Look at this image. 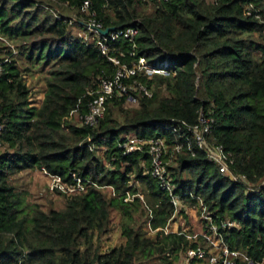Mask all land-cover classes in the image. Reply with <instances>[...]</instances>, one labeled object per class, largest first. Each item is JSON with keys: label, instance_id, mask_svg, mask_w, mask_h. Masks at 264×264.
Segmentation results:
<instances>
[{"label": "trees", "instance_id": "1", "mask_svg": "<svg viewBox=\"0 0 264 264\" xmlns=\"http://www.w3.org/2000/svg\"><path fill=\"white\" fill-rule=\"evenodd\" d=\"M85 1L0 0V37L17 50L13 55L9 48L12 57L0 77V264H136L141 256L168 261L198 250L202 235L194 241L188 231H165L177 215L169 192L149 172L148 146L127 153L120 143L128 135L165 137L172 149L174 134L161 124L176 117L193 125L201 109L215 119L209 137L224 146L231 171L251 185L223 174L192 139V149L185 146L169 165L182 198L178 214L187 218L201 199L223 244L237 252L236 264H264V0H89L105 29H138L137 57L169 55L174 71L141 77L154 94L138 105L115 90L95 127L82 117L100 94L102 78L114 77L118 65L102 53L100 38L75 36L71 17L55 5L80 13ZM109 44L113 55L122 50V61L130 62V42ZM34 70L46 79L40 106L29 100L24 79ZM103 146L105 158L98 153ZM35 168L67 184L76 183L75 173L85 184L111 185L117 196L89 183L83 193L59 192L65 207L46 211L11 182ZM126 191L144 199L125 201ZM113 211L126 241L102 252L95 236L110 231ZM203 261L197 256L190 264Z\"/></svg>", "mask_w": 264, "mask_h": 264}, {"label": "built area", "instance_id": "2", "mask_svg": "<svg viewBox=\"0 0 264 264\" xmlns=\"http://www.w3.org/2000/svg\"><path fill=\"white\" fill-rule=\"evenodd\" d=\"M254 4L251 2L246 7V13L251 14ZM54 13H57L54 11ZM76 23L82 25L85 29L89 30L97 38L101 39V50L102 53L109 55L110 59L118 65V70L112 78H102L100 94L90 103L89 112L82 117V122L91 127L98 125L100 119L104 116L107 110V98L112 97L115 90L124 97L125 102L130 105H138L141 97L151 98L154 94L153 88L148 87L141 81V77L148 79L155 78L156 76L169 77L174 74L172 68L168 66V57L164 58L147 59L146 57L136 55V36L138 35V29L134 27H128L117 32H109L107 35L103 33L104 25L101 19L96 16V12L90 7L89 0H86L82 7L79 15L75 18L70 19V24ZM3 39L2 37H0ZM10 46L13 55L17 54V50L14 45L6 39H3ZM124 40L132 44L133 49L130 51L129 56L131 57L130 62L122 61L125 56L124 51H119L118 54L113 55L116 52L109 41ZM11 55L5 57L3 61H0V77L3 71V65ZM131 79L132 81H128ZM81 119V118H80ZM215 119L210 113H205L203 109L199 111L198 121L195 124H190L187 121L172 117L168 121L161 124V129L169 133L174 134L175 140L172 149H169V144L166 142L165 137H153V138H137L128 135L125 141H121L120 146L125 149V152H131L136 149L142 148L143 145H147V153L151 160L150 174L158 179L161 187L169 192L171 202L174 206L176 216L182 208L181 195L175 193V185L173 183V177L171 175L169 165L172 161L177 158L185 146L192 149V139L196 141L199 148L203 149L208 157L215 161L219 167V170L228 175L232 180L238 182H246L251 185L244 174L239 175L231 171L230 165L233 162L231 158L225 153L224 146L220 143L212 142L209 137L212 130V125ZM2 125L0 124V130ZM43 171L48 174L52 181L48 185V189L53 192H61L67 196L77 193H83L87 190L88 184H94L104 193L109 192V198L117 196V193L111 185H97L92 181H88V184L78 177L75 173L72 176L75 180V184L65 183L59 175L50 174L47 170ZM184 193L183 195H187ZM125 201L133 200L136 195H139L141 199H144L140 194H131L129 191L125 192ZM182 195V196H183ZM200 210L207 213V219L210 220L208 224V230L214 232L219 237L221 244L223 245L224 256L229 254L237 255V252H231L228 250L226 245L223 244L221 235L218 233L217 226L213 223L211 214L207 211L204 202L199 199ZM233 221H227L226 226H233ZM166 232H169L168 226L165 228ZM201 251L194 250V254L198 255ZM215 260L214 257H212ZM225 262V260L223 259ZM251 264V263H249Z\"/></svg>", "mask_w": 264, "mask_h": 264}, {"label": "rangeland", "instance_id": "3", "mask_svg": "<svg viewBox=\"0 0 264 264\" xmlns=\"http://www.w3.org/2000/svg\"><path fill=\"white\" fill-rule=\"evenodd\" d=\"M56 8L58 10H61L65 14H67L71 18H75L79 15V11L72 7H67L66 5L59 4L55 2ZM70 31L75 35L79 37H83L86 40H91L95 38L92 33L89 32V30L82 27V25H78L76 23L71 24ZM1 39V38H0ZM0 47H2V51H0V58H5L10 56L8 53L10 46L6 43V41L1 39ZM11 49V48H10ZM17 55V54H15ZM25 59L22 57L21 62H24ZM24 79L27 82V85L30 87V98L33 105L40 106L44 100L45 97V90H46V79L42 72L34 70L33 72H28L24 75ZM128 106V105H127ZM132 106V105H130ZM99 155L103 156L105 154V147H101L99 150ZM105 158V155L103 156ZM173 162V161H172ZM171 162V163H172ZM37 169V168H35ZM39 169V168H38ZM44 172V171H43ZM45 173V172H44ZM16 175V174H15ZM49 178V182L47 185L50 184L52 181V178L48 175H46ZM15 178L12 177L11 181H14ZM33 183V181H31ZM32 184H28V182L23 180V178H20V188H27ZM25 191V190H22ZM49 191V193L59 195L57 201H52L47 204V208H57L60 209L64 206V198H66L63 194L59 192H53L49 189L45 188L43 186V192ZM28 192V193H27ZM26 192V198H30L29 201L38 203V200H40L39 197H36V194L33 196L31 195V192L27 190ZM63 196H61V195ZM109 192L106 191L105 195L108 196ZM39 204V203H38ZM192 214H188V217L186 218L183 214H177V216L171 221V225L168 226V228L175 232H178L180 229L188 231L190 239L194 241H198L199 236H203L205 240L200 241L199 249L201 251L200 254H198V257H201L204 261L198 262V264H217L220 259H224V264H236V258L237 255H227L224 256L223 252V245L221 244L220 239L218 238L217 234L214 232L209 233L210 230H208V224L210 222L209 219H207V213L205 211L200 210L198 206L193 207ZM121 218L119 214L116 211H113L111 214V224H110V231L102 234L101 236L96 235L95 241L98 244L100 250L102 252L110 251L112 248L117 247L125 243L126 238L122 233L121 229ZM145 229L148 232V235L154 236V231L150 229L149 226H146ZM198 251V250H197ZM194 254V250L189 249L187 253L181 252L178 258H175L174 256L170 257L168 261L163 260L161 258H153V259H147L144 257H140L137 260L136 264H190L191 260L194 259V257H197ZM212 257L215 258V260L212 259Z\"/></svg>", "mask_w": 264, "mask_h": 264}, {"label": "crops", "instance_id": "4", "mask_svg": "<svg viewBox=\"0 0 264 264\" xmlns=\"http://www.w3.org/2000/svg\"><path fill=\"white\" fill-rule=\"evenodd\" d=\"M208 1H214V0H208ZM46 175H48V174L44 173L43 170L38 169V168L37 169H25V170L17 173L16 175H13L12 177H14L15 180L11 181V182L16 187V189L19 190V191H22V190L27 191V190H29L31 192V195L34 196L36 194V197L40 198V200H38V203L41 206V208H43L46 211H49L50 209H57V208L48 209L47 208V204L49 202H52L53 200L57 201L59 195L49 193V191L43 192V186H45V188L48 189V185L47 184L49 182V178ZM20 178H23L24 181L26 180L28 182V184H32V185H30L29 187L24 188V189L18 187V186H20ZM31 181H33V183H31ZM61 196H63V195H61ZM64 200H65V198H64ZM63 207H65V201H64V206ZM193 210H194L193 207H189L188 208V214H192ZM169 225H171V224H169ZM171 231L175 232L173 230H171Z\"/></svg>", "mask_w": 264, "mask_h": 264}, {"label": "water", "instance_id": "5", "mask_svg": "<svg viewBox=\"0 0 264 264\" xmlns=\"http://www.w3.org/2000/svg\"><path fill=\"white\" fill-rule=\"evenodd\" d=\"M113 30H115V27H108V28H106V29L103 30V33L105 35H107L110 31H113Z\"/></svg>", "mask_w": 264, "mask_h": 264}]
</instances>
